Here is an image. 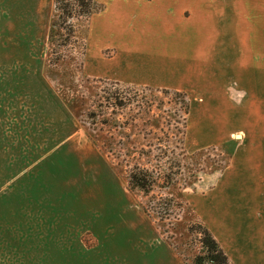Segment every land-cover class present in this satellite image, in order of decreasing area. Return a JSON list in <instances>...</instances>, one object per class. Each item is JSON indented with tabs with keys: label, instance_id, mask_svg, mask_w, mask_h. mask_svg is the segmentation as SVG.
<instances>
[{
	"label": "crops",
	"instance_id": "obj_1",
	"mask_svg": "<svg viewBox=\"0 0 264 264\" xmlns=\"http://www.w3.org/2000/svg\"><path fill=\"white\" fill-rule=\"evenodd\" d=\"M103 9L93 36L133 34L136 75L120 80L182 81L231 114L222 142L233 144L231 163L192 206L231 264H264V0H105ZM53 12L54 0H0V264H183L64 104H44L60 117L41 115L46 135L32 134Z\"/></svg>",
	"mask_w": 264,
	"mask_h": 264
},
{
	"label": "rangeland",
	"instance_id": "obj_2",
	"mask_svg": "<svg viewBox=\"0 0 264 264\" xmlns=\"http://www.w3.org/2000/svg\"><path fill=\"white\" fill-rule=\"evenodd\" d=\"M95 1V10L89 20L83 17L72 20L71 23L76 30L74 43L64 48L57 47L56 42L51 47L48 44L42 75L46 86L39 91L41 95L32 98V134L46 135L45 129L39 130V127H45L46 123L41 120L44 115L49 117L50 121L54 116L60 117L56 113H45L44 104L51 105L58 102L64 104L75 117L74 124L78 128L79 135L96 138L98 150L113 170L114 176L125 188L128 176L127 165L139 163L149 167L154 163L151 156L129 158L126 153L132 152V148L146 150L149 145L152 147L154 145L153 154L161 157L162 153L157 148L167 150V156L162 158V162L168 164L172 158L178 157L182 165L181 174L175 186L164 193L165 195L162 194L171 197L177 207L173 208L172 215L163 222L156 223L155 216L152 221L149 220L183 264H193L194 257L202 251L199 242L201 221L197 211L193 209L192 202L196 201V194L216 188L218 178H223V171L231 163L233 144L222 143L226 138H231L232 131L228 132L226 128L233 124L231 114L227 119L228 114L216 112L212 107L213 104L216 105L215 100L207 101L199 90L190 92L181 88L182 81L177 82L180 88L170 89L120 80L128 78L132 81V75H136L132 65L127 63L131 52L135 50L133 34L125 31L123 35L121 32L114 33L109 41H105L103 32L97 37L93 36L95 32L91 28V20L97 18L99 23L105 18L103 15L105 0ZM56 15L54 8V18ZM144 29L145 31L140 33L146 39L152 33L148 32L146 27ZM124 37L130 41L128 51L125 52L124 41L120 39ZM50 49H55L56 54L61 53L65 56V60L58 66L48 63L49 58H54V54L49 55ZM150 52L153 53V47L150 48ZM103 92H117L118 95L130 100V103L123 100L124 105L126 104L123 108H103V117L122 123L132 121L131 125L123 130H115L111 126L102 128L97 125L96 129L102 130L92 131L85 114L95 110L97 101L105 103L104 98L107 95ZM183 99L189 106L187 115L180 105ZM119 142L122 145H118ZM180 149L184 150V157L179 155ZM134 156H137V153ZM126 190L129 200L140 209L146 204L147 198L140 192L132 193L128 188ZM153 193L157 195L158 189Z\"/></svg>",
	"mask_w": 264,
	"mask_h": 264
},
{
	"label": "trees",
	"instance_id": "obj_3",
	"mask_svg": "<svg viewBox=\"0 0 264 264\" xmlns=\"http://www.w3.org/2000/svg\"><path fill=\"white\" fill-rule=\"evenodd\" d=\"M95 4V0H54V8L57 15L50 23L48 33L49 46H54V43L56 42L57 47L64 48L66 45L74 43L76 30L71 23L72 20L76 17H83L89 20L95 10ZM55 49H50L49 55L54 54V58H49L48 63L49 65L58 66L65 60V56L61 53L56 54L57 50ZM83 50L85 52V47ZM103 94L107 95L104 98L105 103L102 104L101 101H97L95 103V110L88 111L85 114V118L92 131L102 130L96 129L97 125H100L102 128L111 126L115 130H123L126 126L131 125L132 121L131 123L127 121L122 123L103 117V108H123L126 105H124L123 100H126L127 103H130V100L118 95L117 92H103ZM180 105L181 108H183L184 113L187 115L189 110L187 102L183 99ZM87 138L98 150L96 146V138L92 136H87ZM118 145H122V143L119 142ZM153 147L152 145H149L146 150L143 148L140 150L132 148L133 153H126L131 159H134L135 157L140 158L142 156H151V160L154 161L153 166L150 165L149 167L139 163H133L130 166L127 165L128 176L126 188L132 193L138 191L147 198L146 204L141 206V210L151 221L153 216H155L156 219L154 221L157 223L159 221L163 222L164 220H167L169 216L172 215L173 208L177 207L171 197L162 196V194H166L171 187L175 186L177 178L181 174L182 165L178 160V157L172 158V161H170L169 164L167 162H162V158L167 156V150L157 148L158 151L162 153V157L156 156L153 154L155 151V147L154 149ZM180 151L181 153L179 155L184 157V150L180 149ZM98 152L101 154L99 150ZM135 153H137V156H134ZM147 163L149 164V162ZM156 189H158L159 193L154 195L153 192ZM199 235L202 252L194 257L193 264H231L227 255L216 242L210 231L202 223H199Z\"/></svg>",
	"mask_w": 264,
	"mask_h": 264
}]
</instances>
